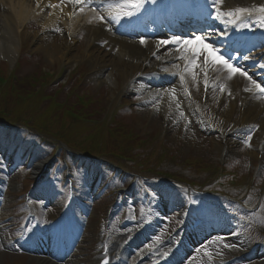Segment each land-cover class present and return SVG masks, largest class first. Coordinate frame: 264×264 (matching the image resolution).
<instances>
[{"label":"bare ground","instance_id":"obj_1","mask_svg":"<svg viewBox=\"0 0 264 264\" xmlns=\"http://www.w3.org/2000/svg\"><path fill=\"white\" fill-rule=\"evenodd\" d=\"M7 1V7H3L0 1V58H9L15 61L16 53L18 52L19 38H25L30 35L28 30V20L32 17L39 21V24L43 28L42 37L37 40L36 48L44 51L47 58L52 60V63L57 60V56L65 58V66H73L79 63L80 59L85 57L87 61H93L99 63L98 66H94L91 70H94L96 82L103 86L105 83H113L116 76L126 78L124 88L120 91H140L148 93V102L150 106H154L155 111L162 110L171 113V116L183 123V126L190 125L191 120H195L198 124L204 128V122L199 120L192 110L191 102H188L183 95H177L174 92H166L162 90L173 89V82L168 72H175L174 63H169L168 60L173 58L175 62H179V57H174L175 50L168 46H160L157 48V42L159 40L146 39V44H138L136 42L125 41L122 48L119 51L115 49L117 47L119 38L114 35H110L109 28L105 26L98 18L92 6H84L83 11L80 8L75 13L76 26L81 15H85V21L80 26L79 30L77 26L71 27L73 37L71 41H68L67 36H55L52 35L50 28L58 24V19L61 17V13L68 12V8L62 7L55 0H19L14 3V0ZM238 0H227V7H231L234 2ZM232 3V4H231ZM51 5H57V7H51ZM93 10V12L91 11ZM63 19V18H62ZM67 20L64 19V29L67 28ZM23 31L21 26L25 25ZM85 33L86 40L88 39V47L81 48L79 44V38L77 35ZM38 31H36L37 33ZM33 34L32 38L36 35ZM93 39H97V43L93 46L90 45ZM110 40L109 46H112L114 51L112 53L98 48V43L101 40ZM168 39V38H165ZM69 49V55L66 56V51ZM155 53V55H153ZM105 57V59H104ZM163 61L158 65L159 61ZM71 64V65H70ZM96 64V63H95ZM97 65V64H96ZM145 71H155L159 75L151 77L149 80H141L135 82H129L128 80L136 72L141 73ZM226 74L223 79V83L231 82L233 78L239 76V73L229 76L226 70H222ZM190 84L196 85V80L190 76L188 80ZM219 96V90H210L207 103L212 105ZM214 101V102H213ZM264 103V96L254 95L253 98L247 102L244 118L247 122L257 119V124H264V114L261 117L257 116L259 106ZM229 108L227 99L223 102V105L218 112L217 116L224 121L231 120L229 117ZM191 116V118H189ZM191 126H187L189 129ZM196 138L193 139V141ZM195 144V142H193ZM215 145L219 149L221 148L220 141L215 140ZM252 154H255L254 152ZM257 154V152H256ZM229 155V154H228ZM38 264H51L47 259L40 260Z\"/></svg>","mask_w":264,"mask_h":264},{"label":"rangeland","instance_id":"obj_2","mask_svg":"<svg viewBox=\"0 0 264 264\" xmlns=\"http://www.w3.org/2000/svg\"><path fill=\"white\" fill-rule=\"evenodd\" d=\"M14 3H17V0H14ZM42 28L41 25L39 24V21L37 19L34 18L33 21H31V23H29L28 29L30 30V32L36 33L37 29ZM55 34L54 32H52V35ZM61 36L63 35V33H60ZM82 35V37H81ZM84 35L85 34H80L79 35V44L81 48H85L86 47V40H84ZM30 39V37H29ZM24 48L21 50V52H19L18 54L21 56H27L25 59L23 58L20 62L21 66L19 69H17L14 73L18 75V79L17 81L22 78L23 76H27L29 74H33L36 73L37 70H41L42 67H44V69L46 71L53 70L54 68L58 69L60 65H62V63H58L54 64L52 63L46 56L45 53H43L41 50H39L38 48H36V46H32L31 42H29V40L25 41V45L23 46ZM36 48V49H35ZM99 49H102L100 47H98ZM104 50V49H102ZM34 53L35 55H30ZM32 56V57H30ZM18 57V56H17ZM16 57V58H17ZM58 57V56H57ZM56 57V58H57ZM105 59V57H104ZM5 60H8L9 64H11V61L5 57V58H0V62H4ZM97 65H96V64ZM95 63H91L89 65V68L91 69V67L94 66H100L98 62ZM88 70V68H87ZM52 73V72H51ZM60 79V78H59ZM119 79V77H118ZM16 81V82H17ZM96 81V76L95 77H91V79H87L85 82L90 83L92 85L91 88V92L93 94L96 95L95 97V101L96 103H99L102 105V107H106L108 105V101L110 100V98L113 97V93H115L114 91L117 90L116 86L113 87H107L105 88L106 84H103L102 87H99L100 85L95 82ZM55 84L57 82H59V80H55L53 81ZM112 88V89H111ZM107 89L109 94L107 93ZM133 96L132 98L136 97V95H131ZM138 97H142V95H138ZM131 97H129V99H125L123 101H120L119 98L117 97L113 102H112V106L111 109L109 111V116L107 117V120L111 119L112 114L114 115V110L118 107H122L124 106L123 104H125V101H127L129 103V105H131L132 103L130 102ZM149 108L150 106L148 104L144 105L141 109L139 108L140 111H135V109H131V114H140L139 116H137L134 119H131L130 117H127V120L131 121V124L133 125L132 130H136V128L138 127L139 129H146L149 131H154V130H158L160 127V119H161V112H157V114H151L152 118L150 120V125L149 126H142V122L147 119V115H149ZM139 118V119H138ZM172 123V126L169 129V133L167 135V143H169L170 145H175L174 148L172 149V154H176L177 158H179V161L184 160L185 158H202L204 157L205 160L207 162H209L210 164H213L214 162L219 160V157L221 156V152L219 151V148H217L215 146V141H214V137L216 135H208L206 133H203L205 131L200 130L198 125L196 123H194L189 129H186L184 127V130L182 128V124L183 123ZM203 131V132H202ZM217 137V136H216ZM196 138V140L193 141V139ZM218 138V137H217ZM219 140V139H218ZM193 142H195V144H193ZM249 147H247L246 145L240 144L238 143V141H235L234 143H232L230 145V153L229 155L225 158V159H229V160H233L235 161V165L231 168V171H237L239 173H242L246 175V169L247 166L249 164V161H247V159H249V157L251 156V149H248ZM21 151V155L25 154L24 150H23V144H21L19 146V149ZM30 155H25V158H29ZM35 161L33 163H31L30 169L33 170L35 167L39 168V165L41 162L39 159L35 158ZM38 165V166H37ZM92 172L95 171V169H91ZM32 177V175H31ZM8 178V175H7ZM87 180L90 181V178L88 177ZM151 187H154L153 185H150ZM90 189V188H89ZM87 189V190H89ZM92 191V190H90ZM104 189H102V187H98L97 188V192L95 196L97 195H103ZM46 192L50 193L53 192V189H48L46 190ZM99 193V194H98ZM9 198L11 199V201L8 203V205H6V207H10L12 206V203H14L15 199H17V197L12 195V191L9 194ZM101 200V199H100ZM112 199H110L111 201ZM109 202V201H108ZM108 204V203H107ZM106 204V205H107ZM105 198H102V201L97 203L96 205V201L94 199L93 202H91L90 204V214L87 216V218L84 220V224H88L87 228H86V236L87 241L88 239L93 238V236L95 235V231L97 229L98 226V218H99V214H104L106 212L105 210ZM8 211V210H7ZM218 212V210L213 211V213L211 214H216ZM211 216V215H210ZM77 224H79V220L77 219ZM93 244L91 243H86L85 247L81 248L84 249V251H93ZM9 255L14 256L15 254H9L7 252H3L1 247H0V264H38V260H34V262L32 260L27 261V258L24 256H18L15 255L14 257H11L12 260L9 258ZM26 258V259H25Z\"/></svg>","mask_w":264,"mask_h":264},{"label":"snow or ice","instance_id":"obj_3","mask_svg":"<svg viewBox=\"0 0 264 264\" xmlns=\"http://www.w3.org/2000/svg\"><path fill=\"white\" fill-rule=\"evenodd\" d=\"M61 3H64V0H60ZM93 0H68V3L76 4L80 6V11H83V5L88 4L91 6ZM149 2V0H124V3L134 9L136 12H139L143 5L145 3ZM152 3H155V0H151ZM217 3L223 4V0H211V6L213 7V11H215V5ZM51 7H57V5H51ZM238 11L244 12L247 11V9H238ZM261 12H264V6H261L260 8ZM126 16L130 17L133 15L132 11H128L125 13ZM212 18H218L216 16H213ZM118 19V17H112L111 19H107L104 16H100L99 20L107 26L108 24L111 23L112 20ZM59 31L60 29H56ZM110 30V29H109ZM212 35H215L213 33ZM220 35H223V33H220ZM201 41L203 43V47L199 49L192 50L191 55L193 59L197 58H202L203 62L211 64V65H216L218 66V70H226L229 76L235 73H239L240 76L246 77L248 81L251 82V84L255 87V89H258L260 93H264V87L261 86L260 83H258L256 80L253 79L252 76L248 74L247 71H241L239 67H233V64L230 63V57L229 59H225V56L223 54L217 55V53H220V49L216 48L214 44L211 42V36L208 34H199L195 35L190 38H184L180 36H172L168 39H162L157 42V48L160 46H168L170 44L176 45L177 50H181L182 46L186 47L187 45L191 44L193 41ZM141 44H146V39L141 38L140 40ZM155 55V53H153ZM244 59H248V57H244ZM264 67V66H262ZM206 75V74H205ZM183 79V77H181ZM207 81L205 82V88H207ZM245 91H253V88H248L246 87L244 89ZM166 92H174V89H168V90H162ZM231 94V93H229ZM250 139V137H249ZM226 247H229V245H225ZM104 264H108V261L105 260Z\"/></svg>","mask_w":264,"mask_h":264},{"label":"trees","instance_id":"obj_4","mask_svg":"<svg viewBox=\"0 0 264 264\" xmlns=\"http://www.w3.org/2000/svg\"><path fill=\"white\" fill-rule=\"evenodd\" d=\"M18 104L16 106L13 105V110L11 111V115L12 116H23V113H19L18 112V105L21 104V103H25L27 104L28 106L34 108L36 107V103L37 101L36 100H28V101H17ZM13 103V102H12ZM9 113H10V110H7ZM7 112V113H8ZM1 118H4V119H7V115H1ZM84 128H82L81 130L78 129V133H73L72 137L73 138H77L76 136L79 135V136H83L84 134L87 133V137H89V135H91L92 131H93V127H91L90 125H86V124H83Z\"/></svg>","mask_w":264,"mask_h":264}]
</instances>
